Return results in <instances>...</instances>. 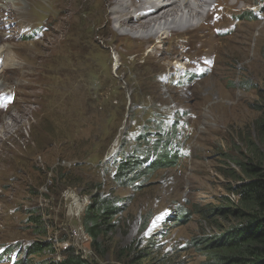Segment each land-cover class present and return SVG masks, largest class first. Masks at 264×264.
<instances>
[{"label":"rangeland","instance_id":"374dc122","mask_svg":"<svg viewBox=\"0 0 264 264\" xmlns=\"http://www.w3.org/2000/svg\"><path fill=\"white\" fill-rule=\"evenodd\" d=\"M69 1L0 0V47H6L0 59V264H48L71 247L88 264H205L196 240L230 221L207 215L208 209L222 206L225 196L236 200L228 188L239 181L229 174L241 172L236 160L252 157L248 141L264 153V133L258 134L264 122L262 0L218 1L220 20L208 18L203 4L198 31L179 38L170 33L158 46L163 50L155 57L163 68L138 70L156 39L143 44L140 57L126 54L124 63L114 53L102 88L118 98H87L66 107L48 99L41 61L43 44L55 43L67 21L63 7ZM72 3L83 6L81 0ZM71 10L75 24H66V36L78 34L74 40L101 47L88 13ZM248 11L255 19H248ZM173 49L182 51L180 67L166 68L167 59L176 62L169 56ZM4 63L19 71L1 72ZM145 130L160 133L151 143L168 139L177 162L123 186L114 180V160L142 151L143 143L134 139ZM94 192L115 198L119 207L98 248L81 220ZM71 195L81 204L78 213ZM32 212L44 222V236L29 221ZM34 242L45 245L27 255Z\"/></svg>","mask_w":264,"mask_h":264},{"label":"bare ground","instance_id":"6f19581e","mask_svg":"<svg viewBox=\"0 0 264 264\" xmlns=\"http://www.w3.org/2000/svg\"><path fill=\"white\" fill-rule=\"evenodd\" d=\"M218 1H222L225 3V0H217V1L216 0H211V1L210 0H81L83 6L82 7L80 6L79 8L76 7L77 5L74 6L72 0H70L69 4H66V6L63 7L64 12H66V14L64 15L67 21L60 30L61 32L58 33V36L54 41L55 43L52 44L47 42L45 43V45L43 44L44 51H43L41 64L42 62H44L43 65L45 69V80L43 84L48 99L51 98V100L53 101L51 103H54V101L55 103L56 102L67 103V105L64 104V106L66 105V107H68L70 103L72 104L75 103L74 105H76V103L83 104L82 101L86 100L87 98H88L87 100L92 99L95 101H101L104 98L105 99L118 98L116 97L117 95L112 93L113 91L107 93L104 92L106 91V89L102 88L103 87L102 85L105 84V82H109L110 80L109 72H110V65L112 64V60H111L112 54L115 53L119 58L118 59L119 61L120 60L122 61L123 60L122 58L126 54L128 55L131 53H137L135 58L140 57L144 50L143 44L145 45L147 43H152V41L156 39L158 40V45H155V43L153 44L152 46L153 48L146 53L145 59L147 60L144 62L145 64L139 65L140 67H138L139 68L138 70L142 72L146 68H149L151 66L154 69H161L163 68V66L159 64L160 59H156L155 54L157 53V51L162 52L163 47L162 46L158 47V46L161 43H164L168 39L170 33H171L170 35H175V37L179 38L180 36L186 35L187 32L198 31V29L201 28L200 21L202 19H205L204 14L201 11L202 9L201 7L203 6V4L205 5L207 4L206 7L208 9L206 7L205 8L208 18L212 17L214 20H220L221 11L219 10L217 4ZM71 9H73L77 13H78L77 10L81 9L86 12L85 15H87L88 13L90 20L92 19L93 22L92 30L94 34L99 38H101L102 40L101 47L95 46L92 43H87V41L81 42L79 41L81 40V38L79 40L76 39L79 41L76 44V40L74 39L75 36L78 34L76 35L71 34V36L68 35V37L66 36V29L64 27L68 25L67 23H71L70 25L75 24V22L73 24V20L75 18L73 19V11ZM238 16L239 15H236V17ZM60 19H62V17ZM86 23L88 22L86 21ZM72 28L73 26H71L70 30ZM47 29L48 28L46 27L44 33H46ZM93 32L92 35H94ZM66 42L67 43L72 42L71 46L73 47V49H71L72 47L70 48L68 47L69 44L67 45V47H65L64 45L66 44ZM196 45L197 44H195V46ZM123 46H126L127 49L121 48ZM52 49L55 50V53L54 50ZM5 50L6 47L4 46L0 47V59L3 57L2 55L5 53ZM174 50L175 49L171 50L169 56L176 57V62L173 65L171 60L167 59V62L164 65L165 67L167 66L166 68L171 69L173 68V66L175 67L179 66V58L180 55L182 54L181 53L182 51L179 53L176 50L175 51ZM135 58H133V62ZM122 62L124 63V61ZM122 62L121 64L119 63L118 70L120 71L123 70ZM5 64L8 65L7 63H4L1 67L2 70L1 72L6 71V69L9 67H11V69L18 70L14 66L8 67ZM9 64L15 65L13 63H9ZM134 64L136 65V63ZM182 66L184 68L186 67V65H182ZM55 71H58L56 72L57 74L54 73ZM38 74L40 75V73ZM31 77L32 76L30 74V78ZM96 77L99 78L100 80L98 81L97 84L93 83V80L96 79ZM40 88L42 89L41 85ZM101 88H102V92L99 93L100 92L99 90H101ZM150 93L152 95V92ZM122 98L123 97H121V99ZM45 100H47V98ZM71 106L73 108L78 107L73 105ZM71 197H72V202L75 205V210L77 211L76 213H78L81 204L79 203L78 198L75 195H71Z\"/></svg>","mask_w":264,"mask_h":264},{"label":"trees","instance_id":"16d2710c","mask_svg":"<svg viewBox=\"0 0 264 264\" xmlns=\"http://www.w3.org/2000/svg\"><path fill=\"white\" fill-rule=\"evenodd\" d=\"M262 3L263 7L264 0ZM248 13V19H255L254 12L248 11ZM186 75L188 78L191 76V74ZM177 122L178 120L173 122L172 131L178 125ZM258 130V134L263 135L264 122L259 123ZM152 135L159 136L160 133L145 130L134 139L136 144L143 143L142 151L132 149L124 153L119 160H114L115 181L123 186L133 185L144 176L145 172L177 162V155L166 143L169 140L159 138V141L151 143ZM248 148L253 154L252 157L235 161L240 167L241 174L236 172L229 174L235 181H239L238 184L228 188L236 200L225 196L226 202L222 206L207 211L209 216L228 218L229 223L220 228L218 233L196 240L199 251L207 257L205 264H264V153L250 141ZM118 210V201L111 196L102 197L98 192H94L90 197V203L86 206L81 220L84 232L92 239L94 247L98 248L96 244H99L100 236L114 227L111 218L118 213ZM178 218L186 219L182 213ZM28 219L33 222L37 233L44 236L45 227L41 217L32 212ZM44 245L41 242H34L25 253L27 255L39 253ZM48 264H88V262L71 247L60 260H52Z\"/></svg>","mask_w":264,"mask_h":264},{"label":"water","instance_id":"95a60500","mask_svg":"<svg viewBox=\"0 0 264 264\" xmlns=\"http://www.w3.org/2000/svg\"><path fill=\"white\" fill-rule=\"evenodd\" d=\"M106 159H104L102 162H104Z\"/></svg>","mask_w":264,"mask_h":264}]
</instances>
